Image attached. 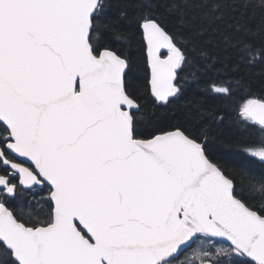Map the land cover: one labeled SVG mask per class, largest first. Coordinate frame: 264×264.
I'll list each match as a JSON object with an SVG mask.
<instances>
[{"label":"snow or ice","instance_id":"1","mask_svg":"<svg viewBox=\"0 0 264 264\" xmlns=\"http://www.w3.org/2000/svg\"><path fill=\"white\" fill-rule=\"evenodd\" d=\"M257 160L264 0H0V264H264Z\"/></svg>","mask_w":264,"mask_h":264},{"label":"trees","instance_id":"2","mask_svg":"<svg viewBox=\"0 0 264 264\" xmlns=\"http://www.w3.org/2000/svg\"><path fill=\"white\" fill-rule=\"evenodd\" d=\"M259 21H254V24L258 23ZM227 23L228 21L225 20L224 22H221L219 24V28L221 30L222 33L226 34V35H231L233 37H235L236 35H242L243 32L241 33H234L233 29H230L227 27ZM213 45L214 48L213 50L220 56L221 60L224 59L225 56H230L231 57V61L232 62H236L238 61L239 57L236 55V49L235 48H231V47H227L222 43L220 35L217 34L213 40ZM226 49V50H225ZM260 69V65H257L255 68L251 69V72L253 73L251 79H252V87H253V91L254 92H259L260 89V83H261V77L257 74L259 72ZM241 70L243 72H247L248 70L246 68L241 67ZM236 119L235 114H233L232 120H226L225 124L223 126H221L220 129V134L222 135V137L226 140V141H231L232 144V149L233 151H238L240 150V145L237 144V141L240 140H247L250 139L251 136L250 134H244L242 133V131L236 127V125L232 122ZM256 168L259 170L264 166H261L258 162V160L256 161L255 164ZM24 202L27 203L28 199H31L30 196H27V194H25V198Z\"/></svg>","mask_w":264,"mask_h":264}]
</instances>
